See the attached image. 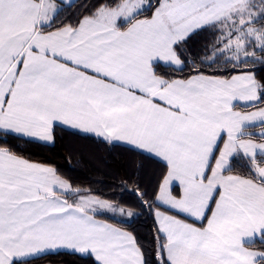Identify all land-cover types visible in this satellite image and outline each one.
Wrapping results in <instances>:
<instances>
[{
    "label": "snow or ice",
    "instance_id": "6c2138e0",
    "mask_svg": "<svg viewBox=\"0 0 264 264\" xmlns=\"http://www.w3.org/2000/svg\"><path fill=\"white\" fill-rule=\"evenodd\" d=\"M261 70L264 0H0V264H264ZM58 128L157 161L151 191L73 187L14 143Z\"/></svg>",
    "mask_w": 264,
    "mask_h": 264
},
{
    "label": "trees",
    "instance_id": "16d2710c",
    "mask_svg": "<svg viewBox=\"0 0 264 264\" xmlns=\"http://www.w3.org/2000/svg\"><path fill=\"white\" fill-rule=\"evenodd\" d=\"M81 3L82 0H76ZM211 37L202 33L190 41L194 54L199 53L206 40ZM187 71V69H186ZM258 75L264 76V70ZM250 108H244L247 110ZM14 143L24 150L32 159L53 164L59 173L69 179L73 187L107 191L115 188L121 180L127 179L128 186L134 183L151 191L159 177L160 164L146 156L125 151L119 146H108L92 136L78 135L66 128L57 129L55 145H35L26 143L22 138ZM125 198H132L130 192H124ZM137 235L150 242L153 231V220L145 213L134 222ZM259 247V246H257ZM87 264L78 255L63 251L62 255H55L33 261V264Z\"/></svg>",
    "mask_w": 264,
    "mask_h": 264
},
{
    "label": "crops",
    "instance_id": "0c3cea01",
    "mask_svg": "<svg viewBox=\"0 0 264 264\" xmlns=\"http://www.w3.org/2000/svg\"><path fill=\"white\" fill-rule=\"evenodd\" d=\"M242 110H244V109H242ZM250 110H252V109H247V110H244V111H250ZM67 129V128H66ZM68 130H71V129H68ZM256 130H258V129H256ZM71 131H73V130H71ZM65 178V177H64ZM63 251H67V250H63ZM42 264H52V263H42Z\"/></svg>",
    "mask_w": 264,
    "mask_h": 264
}]
</instances>
